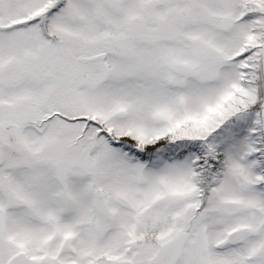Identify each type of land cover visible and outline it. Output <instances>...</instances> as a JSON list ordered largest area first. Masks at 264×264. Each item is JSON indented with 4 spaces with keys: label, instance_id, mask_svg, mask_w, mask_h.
<instances>
[{
    "label": "snow or ice",
    "instance_id": "6c2138e0",
    "mask_svg": "<svg viewBox=\"0 0 264 264\" xmlns=\"http://www.w3.org/2000/svg\"><path fill=\"white\" fill-rule=\"evenodd\" d=\"M0 264H264V0H0Z\"/></svg>",
    "mask_w": 264,
    "mask_h": 264
}]
</instances>
